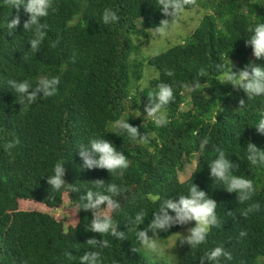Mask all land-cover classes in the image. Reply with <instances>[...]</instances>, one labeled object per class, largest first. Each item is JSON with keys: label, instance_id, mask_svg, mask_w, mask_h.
Instances as JSON below:
<instances>
[{"label": "trees", "instance_id": "obj_1", "mask_svg": "<svg viewBox=\"0 0 264 264\" xmlns=\"http://www.w3.org/2000/svg\"><path fill=\"white\" fill-rule=\"evenodd\" d=\"M56 5L54 13L41 18L47 36L34 53L31 33L23 28L28 14L0 0L4 25L0 27V264H83L80 256L92 250L87 243L92 238L110 242V247L95 249L101 251L103 264H162L143 252L136 233L147 227L160 202L186 195L192 182L217 202L221 226L210 230L207 243L198 250L184 243L175 263L200 264L205 251L223 245L232 254L229 264H264V167L248 162L246 149L249 142L264 149V135L252 124L264 112V97L247 99L242 89L221 84L216 72L217 64L229 70L232 65L234 71L246 64L264 66V58H252V48L245 44L250 28L264 22V0H194L185 10L200 6L209 12L189 38L144 60L134 57L141 53L135 39L166 18L158 0H56ZM105 8L117 12L116 23L103 24ZM17 15L20 26L10 34L6 23ZM144 61L157 75L142 88ZM201 69L204 77L198 75ZM167 70L173 75H166ZM41 76L60 77L57 94L40 97L30 106L19 103L8 88L9 79L35 82ZM197 81L199 87L190 92ZM160 83L174 90L175 100L165 109L169 124L158 128L151 119L130 116L129 123L146 141L111 132L131 105L137 111L144 109ZM98 136L126 154L129 167L122 174L81 167L79 146ZM13 139L20 144L8 152L4 145ZM205 139L208 144L201 151ZM216 149L239 165L235 174L253 182L252 201L239 203L235 192L211 178L208 163ZM61 159L68 185L57 193L46 175ZM194 159L195 169L181 181L179 172ZM98 179L124 189L116 197L120 208L111 213L118 230L125 233L123 240L88 230L91 210L76 212L80 198L95 190ZM65 197L77 215L75 221L50 212ZM252 202H259L261 210L240 216ZM141 210L145 223L137 226L132 221ZM194 224L175 225L155 238L167 240ZM241 230L248 233L244 239L239 238Z\"/></svg>", "mask_w": 264, "mask_h": 264}, {"label": "clouds", "instance_id": "obj_2", "mask_svg": "<svg viewBox=\"0 0 264 264\" xmlns=\"http://www.w3.org/2000/svg\"><path fill=\"white\" fill-rule=\"evenodd\" d=\"M11 8L23 11L28 14V19L24 22L23 28L31 33L29 36L30 49L36 53L42 48L47 36V24L41 22V18L48 17L57 10L56 0H8ZM194 0H158V8L166 17L162 19L159 25L152 29L151 39L164 37L167 35L171 22L180 18L186 7L193 4ZM102 22L104 25L116 23L119 16L112 8H105L102 12ZM20 17L17 15L6 23L8 32L11 34L15 28L20 26ZM0 24V27H3ZM250 35L245 40L246 46H251L253 55L256 59L264 58V22L256 23L250 28ZM158 54V53H154ZM216 72L219 74L218 81L221 84H231L234 88L242 89L247 99L255 97H264V66L256 64H246L243 68L230 70L224 64L216 65ZM166 75L172 76L173 72L167 70ZM200 77H204L205 70L201 69ZM8 88L12 90L18 102L23 106H30L38 101V98L52 97L57 94L60 84L59 76H41L35 82L30 80L9 79L7 81ZM154 95H148V103L144 105L145 118H150L154 125L158 128L165 127L169 124V118L166 107L174 102L175 95L171 85L160 83L157 86ZM199 87V81L195 82L189 88L190 92L196 91ZM31 89V91H29ZM243 99L240 100V107L245 106ZM141 112L133 109L132 105L128 109V115L125 119L117 120L111 127L116 131H111L117 135L127 134L132 139L146 141L147 138L141 135L138 128L129 123V117H139ZM255 125L258 134L264 135V112H261L260 118ZM18 144L19 139H13L4 145V149L11 152ZM208 141L203 140L199 148L203 151ZM79 155L83 161L81 167L89 170L106 169L111 175L123 173L129 167V160L122 150H118L116 146L103 136L93 137L87 143L79 146ZM247 161L252 165L264 167V149L258 147L255 143L249 142L246 146ZM217 155L208 167L210 176L213 180L220 182L221 185L230 193L235 192L239 203L252 201L256 192L253 182L244 176L235 174L238 164L229 159L225 152L216 149ZM47 184L53 192H60L65 189L68 183L65 180V168L63 160L57 162L50 175H46ZM95 190H87L86 195L80 198V203L76 205V212L80 209L91 210L92 218L88 226V230L99 233L103 236L111 235L118 240L125 239V233L118 230V224L114 223L111 213L120 208V202L116 197L120 196L124 189L117 184H105V181L98 179L94 182ZM73 192L77 188L71 189ZM157 200L158 197H152ZM217 202L212 199L206 191L199 188L193 182L188 187L186 195H179L178 199L169 197L159 203L158 211L155 210L153 218L147 224L146 228L136 233L137 240L142 247L150 252L159 251L158 243L155 237L158 233L167 232L175 225H188L195 222L190 227L187 234H183L179 238L181 243H186L191 250H198L201 245L207 243V238L212 228H219L221 221L216 212ZM261 210L259 202L247 203V206L241 210L240 216L247 218ZM133 224L139 226L145 223V213L143 210L136 213ZM149 231L152 235H149ZM179 233V232H178ZM248 235L246 230L239 232V238L244 239ZM177 241V239H176ZM175 241V243H176ZM87 243L91 246L90 251H86L80 256L83 264H103L102 253L99 250L110 247L107 239L97 240L89 239ZM136 252V249L133 248ZM232 260V254L223 247L216 246L211 250H207L200 257V264H229Z\"/></svg>", "mask_w": 264, "mask_h": 264}, {"label": "rangeland", "instance_id": "obj_3", "mask_svg": "<svg viewBox=\"0 0 264 264\" xmlns=\"http://www.w3.org/2000/svg\"><path fill=\"white\" fill-rule=\"evenodd\" d=\"M207 12L209 11L202 9L200 6H197L193 10H185L183 15L171 25L167 35L164 37L151 39V34L149 32H151L152 29H147L146 34L135 39V43L139 45L140 47L139 49L141 53L140 55L134 54L135 56L134 55L133 56L137 58L139 57L140 60L141 59L144 60L145 58H149L153 55H156L154 53H161L173 47L177 43H182L184 40L189 38V36L193 33L194 29L198 26V24L201 22L202 18ZM141 25H142V20H139L138 26ZM252 56H253L252 58H254V55ZM144 63H145V76L143 77L140 83V86L142 88L144 86H150L153 78L157 75L152 67H150L145 61ZM182 107H184L185 109L188 108V106L184 104L182 105ZM140 112H141V116L144 117L146 115L144 109H142ZM145 119H150V118H145ZM196 162H197L196 159H194L191 164L186 165L183 171L179 172V179L181 181H185L190 177L191 173L196 167L197 164ZM66 202H67V197L63 199V203L61 205L51 208L50 212L59 219L65 221L73 219V221H75V219H77V215L74 209L71 206H69ZM190 227L192 226H187L183 228L179 233L172 235L170 238L164 241L155 238L159 246V251L150 252L142 247L143 252L146 255H150L155 258L157 257L158 259L161 260L162 264H176L175 262H176L177 252L184 245V243H181L179 238H182L183 234H187V231Z\"/></svg>", "mask_w": 264, "mask_h": 264}]
</instances>
